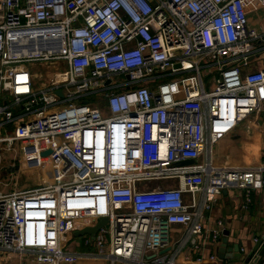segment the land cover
Returning a JSON list of instances; mask_svg holds the SVG:
<instances>
[{"label":"built area","instance_id":"1","mask_svg":"<svg viewBox=\"0 0 264 264\" xmlns=\"http://www.w3.org/2000/svg\"><path fill=\"white\" fill-rule=\"evenodd\" d=\"M36 63L65 70L33 89L23 66ZM259 113L264 28L243 0H0V145L37 164L51 150L52 177L0 192V253L61 264L62 237L106 218L84 246L109 264H225L192 240L220 244L224 222L205 213L232 185L247 201L262 191L264 160L218 167L211 151Z\"/></svg>","mask_w":264,"mask_h":264},{"label":"crops","instance_id":"2","mask_svg":"<svg viewBox=\"0 0 264 264\" xmlns=\"http://www.w3.org/2000/svg\"><path fill=\"white\" fill-rule=\"evenodd\" d=\"M247 13L249 27L255 31H259L264 28V23L260 20L255 19L256 12L264 10L258 0H243ZM256 63L252 62L250 65ZM259 68V64L252 68L246 67L243 72L256 71ZM21 121H16L15 124H19ZM10 127V126H9ZM23 146V145H22ZM12 147V146H11ZM10 147V148H11ZM9 149V148H8ZM212 159L215 166L221 167L229 165L232 167H244L248 165L257 164L264 160V116L259 113L251 115L244 123L240 124L230 135L223 138L217 143L212 151ZM253 153V154H252ZM11 165L8 166L9 162L3 164L2 169L8 166L5 172L10 173V169L13 172H17L16 177L23 174L34 175V172H40V168L43 164H48V160L44 163L34 162L32 159H28L23 156L21 152V159L18 161L15 157L10 161ZM50 174H42L44 178L48 180L47 183L37 182L36 175L33 176L35 186L22 187L21 190L16 189L17 182L14 184V191H27L30 189L38 188L42 185H47L51 182V168H46ZM40 178V177H39ZM17 181V180H16ZM176 186L174 182H168ZM171 186V185H170ZM18 187V186H17ZM11 193V192H10ZM9 194V193H7ZM207 227L213 228L217 220L224 222V231H228L227 247H232L235 243H240L239 252L241 257L247 258L249 253L255 244L254 239H260L264 235V189L262 191H251L249 194V201L245 196L244 191L232 185L222 191V193L216 197L212 202L211 208L205 213ZM176 228V227H174ZM208 232V231H207ZM74 232L65 234L61 239V244L67 253L71 256L64 260L61 264H109L107 261L97 258L94 249L90 250V247L86 251L81 250L77 252L79 246L76 243ZM223 238V237H222ZM206 233L195 237L192 243L199 244L201 246L200 253L203 257H207L210 254L218 255V248L211 246ZM73 245L72 249H68L65 243ZM221 243V242H220ZM264 244L261 246L263 247ZM89 250V251H88ZM174 248L169 249L164 254H170ZM191 247L182 248L181 256H178L179 262H184L185 258H192L194 255L191 254ZM75 255V256H74ZM255 255V254H254ZM86 256V257H81ZM243 258V259H244ZM252 256L248 261H252ZM264 262V258H261L258 263ZM224 263H229L226 260ZM117 264H128L125 262H119Z\"/></svg>","mask_w":264,"mask_h":264},{"label":"rangeland","instance_id":"3","mask_svg":"<svg viewBox=\"0 0 264 264\" xmlns=\"http://www.w3.org/2000/svg\"><path fill=\"white\" fill-rule=\"evenodd\" d=\"M255 19L260 20L264 23V10H260L259 12H256ZM258 63H254L249 66V68H252L254 66H257ZM65 70L64 65H58L55 66V68H50L49 70L46 69V67L41 63L36 64H25L23 66V71L28 74L30 77H32L34 74L39 76V79L35 80V85L33 86V89H41L43 88V85L45 84L44 80H48V76L56 71L63 72ZM205 79V77H203ZM216 76H210L206 79L207 83L214 80ZM169 78H166L168 80ZM87 101L91 103V105L96 104L102 111L106 113V106L104 102H98L95 96H88ZM61 108V107H59ZM21 152H22V143H14L11 148L8 149V146L5 144L0 145V192L2 194H7L12 192L15 188L14 184L17 182L16 189L21 190L23 187H32L35 186V183L32 182L34 180L33 176L36 175V179L38 178L37 182L40 184L41 182L47 183L48 180L44 178L42 174H50V172L46 170L50 167V164H43L40 168V172L42 174H39L38 172H34V175L30 174H23L16 177L17 172H13L12 168H9L10 173L5 172L9 165H11L12 162H10L13 157H15L18 161L21 159ZM46 161V158H42L41 162L44 163ZM9 162L8 166H5L2 169L3 164H6ZM40 177V178H39ZM17 180V181H16ZM84 236L75 237L76 243L79 246L77 252H81V250L86 251L88 248H85L84 246ZM180 239V238H179ZM65 245L68 246V249H72L73 245L70 243H65ZM90 250L91 247L89 248ZM89 251V250H88ZM32 256H29L27 254H16V253H0V264H32ZM75 264H78L76 262Z\"/></svg>","mask_w":264,"mask_h":264},{"label":"water","instance_id":"4","mask_svg":"<svg viewBox=\"0 0 264 264\" xmlns=\"http://www.w3.org/2000/svg\"><path fill=\"white\" fill-rule=\"evenodd\" d=\"M58 95L61 96V93L58 92ZM50 152H51V150L43 151V152H41L40 156L43 158H46L50 154ZM191 163H192V161L187 160V161L182 162L181 164L187 165V164H191ZM106 221H107L106 218H102L94 226L87 227V228H84L80 231L74 232V236L80 237V236L89 235L93 239L95 234L97 233V231L102 226H104L106 224ZM228 235H229L228 231L223 232V238L221 239V243H220L219 248H218L217 258H218V261L220 263H224L225 260L229 263L248 262V260L252 256H254L252 263L257 264L261 258H264V246L261 247L264 244V235L260 239H256L257 241L255 242V244L252 248V251L249 253V255L247 256L246 259L244 257H243L244 258L243 259L241 257L240 252H239L240 243H235L230 248L227 247ZM166 251H167V249L161 251L160 254H163Z\"/></svg>","mask_w":264,"mask_h":264},{"label":"bare ground","instance_id":"5","mask_svg":"<svg viewBox=\"0 0 264 264\" xmlns=\"http://www.w3.org/2000/svg\"><path fill=\"white\" fill-rule=\"evenodd\" d=\"M253 154V153H252Z\"/></svg>","mask_w":264,"mask_h":264}]
</instances>
